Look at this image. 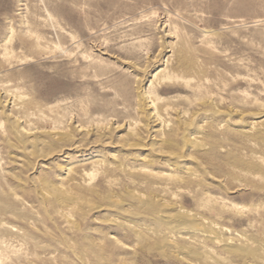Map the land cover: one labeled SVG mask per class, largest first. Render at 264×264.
<instances>
[{
    "label": "rangeland",
    "instance_id": "1",
    "mask_svg": "<svg viewBox=\"0 0 264 264\" xmlns=\"http://www.w3.org/2000/svg\"><path fill=\"white\" fill-rule=\"evenodd\" d=\"M190 263L264 264V0H0V264Z\"/></svg>",
    "mask_w": 264,
    "mask_h": 264
},
{
    "label": "bare ground",
    "instance_id": "2",
    "mask_svg": "<svg viewBox=\"0 0 264 264\" xmlns=\"http://www.w3.org/2000/svg\"><path fill=\"white\" fill-rule=\"evenodd\" d=\"M8 96V95H7ZM10 96V95H9ZM15 98V97H14ZM20 99H21V97H19ZM17 99H18V97H17ZM16 99V100H17ZM15 100V101H16ZM15 125H18V121H17V119H13V121H12ZM27 131V130H26ZM25 134H28L27 132H24ZM50 134L55 138V139H60V140H62V139H67L68 138V136H67V134L64 132V131H51L50 132ZM53 138V139H54ZM54 139V140H55ZM60 140H58V141H60ZM190 142V141H189ZM187 143V142H186ZM68 170V169H67ZM62 179H64V178H62V177H59L58 176V180H62ZM110 208V207H109ZM188 213H185V214H183L182 213V215H184V216H182V217H188V215H187ZM181 215V212H179V215H176V216H174V215H165L164 216V220H163V223H164V225H165V227L167 228V229H169V230H171V228L172 227H174V226H177L176 225V223H178V218H179V216ZM191 217V216H190ZM181 218V217H180ZM188 220L187 221H191L192 219L191 218H187ZM185 226V225H184ZM190 226V225H189ZM192 227V226H191ZM190 227V228H191ZM188 228V227H187ZM189 228V229H190ZM194 228V227H193ZM192 228V229H193ZM185 230V229H184ZM141 231V230H140ZM179 231V230H178ZM183 231V230H182ZM190 231V230H189ZM210 231V230H209ZM170 233H172V234H168V235H166V236H164V238H161L159 241L157 240L156 242H155V245H156V247H157V249H161V250H174V251H176L177 253H183V252H185L186 254L187 253H189V254H191V253H195V251L194 250H191V249H193V247L192 248H190L189 246L186 248H184V247H182V246H180V245H178V242L177 241H175V238H174V231H170ZM194 233L195 234H198V236H200V237H203L204 238V240L206 239V241L207 240H209V241H211V242H213L214 244H216V245H221V246H223V247H225L227 244H223L222 245V243H221V240H219L218 238L219 237H217L216 235H214L212 232H208V231H206V230H203L202 228L201 229H199V228H195L194 229ZM215 233V232H214ZM181 234V233H180ZM113 235V234H112ZM179 237H181V235H178ZM107 238L109 239V240H112V239H115L113 236H111V235H108L107 236ZM158 238H159V236H158ZM157 238V239H158ZM192 239V238H191ZM198 240V239H197ZM201 240V239H200ZM224 240V239H223ZM226 241V240H225ZM196 243H197V241H195ZM227 242V241H226ZM154 243V242H153ZM200 243V242H199ZM153 246V245H152ZM202 247V246H201ZM153 249V248H152ZM206 255V254H205ZM176 256V255H175ZM243 256V255H242ZM181 257V256H180ZM183 257V256H182ZM184 258V257H183ZM207 258V257H206ZM212 258V257H211ZM214 259V258H213ZM184 260V259H183ZM212 260V259H211ZM211 260H208V261H210L211 262ZM215 263V262H214ZM191 264V263H190Z\"/></svg>",
    "mask_w": 264,
    "mask_h": 264
}]
</instances>
